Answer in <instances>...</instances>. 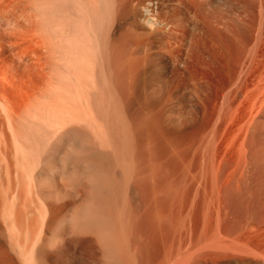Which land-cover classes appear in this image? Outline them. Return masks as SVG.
<instances>
[{
  "label": "rangeland",
  "instance_id": "rangeland-1",
  "mask_svg": "<svg viewBox=\"0 0 264 264\" xmlns=\"http://www.w3.org/2000/svg\"><path fill=\"white\" fill-rule=\"evenodd\" d=\"M56 90L71 119L24 124ZM0 101L27 148L0 108L1 211L56 205L66 239L74 219L126 216L127 255L155 243L148 264H264V0H0Z\"/></svg>",
  "mask_w": 264,
  "mask_h": 264
},
{
  "label": "bare ground",
  "instance_id": "bare-ground-1",
  "mask_svg": "<svg viewBox=\"0 0 264 264\" xmlns=\"http://www.w3.org/2000/svg\"><path fill=\"white\" fill-rule=\"evenodd\" d=\"M145 21L147 22V23H150L151 22V19H149V18H146L145 19ZM79 50V49H78ZM78 50H75V52H73V54H72V52H70V51H68V55H70V53L73 55V57H72V59H73V61L74 62H72V63H69L68 65H67V67L70 69H68L67 67V71L69 72L68 74H67V78L68 77H70V78H72L71 80L73 81V79L75 80V81H73V83L74 82H76V83H74L75 85H77V83L78 82H80V79L82 80V77H81V75L80 74H78L77 72H76V70L78 71V69L76 68V66H78V65H81V64H79V59H81V57H79V55H78V53H79V51ZM60 51V50H59ZM71 51H74V50H71ZM52 53V52H51ZM55 53V52H54ZM85 53V52H84ZM67 55V56H68ZM51 56H52V54H51ZM70 57H71V55H70ZM62 58V57H61ZM59 59H60V57H59ZM61 60V59H60ZM70 60V59H69ZM62 61V60H61ZM71 61V60H70ZM76 61V62H75ZM65 63V62H64ZM67 63V62H66ZM78 63V64H77ZM82 63V62H81ZM63 65V64H62ZM80 67V66H79ZM62 73V72H61ZM63 75H64V73H62ZM60 76V75H59ZM58 77V76H57ZM62 78H63V76H62ZM62 78H59L60 79V81L62 80ZM58 79V80H59ZM69 79V78H68ZM64 80H62V82H63ZM66 81V80H65ZM64 81V82H65ZM67 82H65V84H66ZM61 84H63V83H61ZM82 84V83H81ZM85 84H88L87 82L85 83ZM73 85V84H72ZM78 85H80V84H78ZM77 85V86H78ZM89 85V84H88ZM50 86V85H49ZM81 86V85H80ZM84 86V85H83ZM82 86V87H83ZM87 86V85H86ZM55 87V86H54ZM63 88V87H62ZM56 89V88H55ZM58 89V88H57ZM60 89H61V87H60ZM60 89H59V91H60ZM51 88H50V92H51ZM54 90V89H53ZM52 90V92H53V94H54V91ZM131 90L132 91H134L135 90V85H134V82L133 81H130L129 80V83H128V91L129 92H131ZM58 93H57V95H59V96H61V93H59V91L58 90H56ZM55 91V92H56ZM62 91V90H61ZM49 91H48V94L49 95H51V93H50ZM64 93V92H63ZM132 93V92H131ZM55 95V94H54ZM64 95V94H63ZM61 96L60 98H58V96L57 97H55L56 98V100H54L55 98L53 97V95H51L50 97L52 98L53 97V99H51V98H48L49 96H47V98L46 97H44V98H46L47 100H46V102L44 101V100H41V102L39 101L37 104V106H36V108L34 109V111L32 112L33 114H29V113H31V112H29L28 113V111H27V113H28V115L26 114V113H24V114H26V116H24L25 118H27L28 119V117H29V123H27L26 121H28L27 119H25V122L23 121L24 120V118H21L22 119V122L24 123V124H31L32 122H33V124H34V122L36 123V126L37 127H39L38 126V124L40 123V124H44L45 125V127H47L48 126V128H50L49 126H54V128L55 127H60V125L62 124V123H65L64 121L66 120V119H71V116H66V114L64 113V112H62L64 109H62L63 108V106H65V104H64V102H65V100H64V96ZM85 98V97H84ZM50 99V100H49ZM83 99V98H82ZM81 99V100H82ZM84 100V99H83ZM53 101H56V102H53ZM70 101V100H69ZM4 102V101H3ZM2 101H0V108L4 111L3 113H5L4 115H6V119H8L7 120V122H9L10 124L8 125V126H10V128L9 129H11V132H12V139H14V143H13V145L16 147L15 149H17V153H20L21 155L20 156H22L24 153H26L25 151H26V149L27 148H25V151L23 150L24 149V147L22 146L21 147V144H19V143H21V142H18V139H17V137L18 136H16V131L14 132V130L16 129L15 128V126L11 123V120H12V118L10 119L9 118V114L7 115V110L8 109H6V106H5V104L3 103ZM47 102H48V104H47ZM61 103L63 106L62 107H60V105L61 104H59V103ZM85 104V106H86V104L88 103V101H87V99H85L84 101H83ZM55 103V104H54ZM66 103H68V101H66ZM140 104V110H139V112H140V115L142 116V118H146L147 116V114L144 112V106H143V104H144V102H139ZM54 104V105H53ZM90 105V104H89ZM29 107V106H28ZM89 107V106H88ZM62 110H61V109ZM86 108H87V106H86ZM85 111V110H84ZM146 111V110H145ZM86 112H88V110L86 111ZM86 112H84V113H86ZM75 115V114H74ZM87 115H89L90 116V118L92 119H90L91 121H95V120H93V117H92V115H90V114H87ZM86 115V116H87ZM76 116V115H75ZM89 116H87L88 118H89ZM10 117H11V115H10ZM23 117V116H22ZM69 119V120H70ZM30 120L32 121L31 123H30ZM90 121V122H91ZM92 123V122H91ZM90 124V123H89ZM12 125L14 126V127H12ZM32 126V125H31ZM35 126V127H36ZM41 126V125H40ZM26 127V126H25ZM51 127V128H52ZM27 128H28V126H27ZM53 128V129H54ZM14 129V130H13ZM66 132V131H65ZM68 133H69V131H67ZM71 132H72V130H71ZM51 156V155H50ZM25 159V158H24ZM80 162H81V160H80ZM16 190V189H15ZM20 190H21V188H20ZM31 189H29L28 191H30ZM6 191V190H5ZM25 192H26V194L28 193L27 192V190H24ZM33 191V190H32ZM37 191V190H36ZM35 191V192H36ZM16 192V191H15ZM23 192V191H22ZM4 193V192H3ZM18 193H20L21 194V192H18ZM24 193V192H23ZM5 194V193H4ZM7 194V193H6ZM16 194V193H15ZM33 194H35V193H33ZM38 194V193H37ZM18 195V194H17ZM27 195H29V194H27ZM4 196V195H3ZM16 196V195H15ZM21 196V195H20ZM33 196V195H32ZM38 196V195H37ZM36 196V197H37ZM2 197V196H1ZM5 197L7 198V196L5 195ZM4 197V199H6ZM13 197V196H12ZM25 197V196H24ZM30 197V196H29ZM40 197V196H39ZM10 198V197H9ZM14 198V197H13ZM21 198H22V200H23V196H21ZM26 198V197H25ZM1 199V198H0ZM2 199H3V197H2ZM3 199V200H4ZM17 199V198H16ZM7 200V199H6ZM9 200V199H8ZM20 200V199H19ZM25 200H27V199H25ZM15 201V200H14ZM24 201V200H23ZM21 202V203H17V202H15V203H13V202H10V203H6V202H2L1 203V208H2V210L3 211H1V209H0V220L2 221H4L5 222V224L8 226V227H6L7 229H8V232L6 231V228L5 227H1V229L3 228V230H4V228H5V231H3V230H1V231H3V233H8L7 235L8 236H6V237H8V240H7V238H6V240H4L3 239V241H2V243L0 244V264H71V262L77 257L78 258V256H80V258L81 259H83V260H88V259H92L93 258V255H97V252H99V251H97V250H100V252H99V257H100V255H101V258H99L100 260L103 258V257H105L106 259L105 260H108V263L107 264H126V259L128 260V261H132V263L133 264H143V263H145V264H148L149 262H152V260L153 259H155V256H157L156 255V250L154 249V246H155V243H150V244H144L141 240H138V250L136 251V252H134L133 254H128L129 256H130V258H126V255H127V251H126V245H128V243L126 244V233L124 232L125 230H126V220H124L125 219V217L124 218H122L121 219V217H120V215H119V217L120 218H114V219H111V220H96L97 218H95V216L98 214L97 213V211L96 212H94V213H97V214H94L95 216H94V220H93V218L92 219H89V217L87 218V217H85V218H87V219H85L84 221H83V216H82V218L80 219L82 222H79L80 220L79 219H74V218H72V219H74L73 221H72V219L70 220L69 218V221H67L68 223L70 222V221H72L71 222V225L69 226V225H67V226H69V228H71V231H70V229L68 230L69 232H71V235H72V237H69V236H67L68 234H69V232L67 231V233H66V236H67V239L66 238H64V236L63 235H65V234H58L60 231H57L56 229L57 228H54V230H56V231H53L52 233H51V231L53 230V228H52V226L51 225H53L54 224V222H56V220H58V219H56L57 218V216L55 217V215H57V213H56V210L57 211H59L58 209V207H57V209H56V207L53 209V210H55V212L54 213H56L55 215H52L53 214V212L51 211V208L52 207H54V206H56V205H53V204H51V205H53V206H51V208H50V205H49V207L47 206V205H45V204H43V203H41V202H39L38 203V206L36 207L38 210H37V212L34 214L35 215V218L36 219H34V215H33V213L35 212V210H34V208H35V206L37 205V204H35L34 205V203H30L29 201H27V202ZM39 201H40V199H39ZM9 202V201H8ZM5 203V204H4ZM79 203H81V202H79ZM78 205V204H77ZM77 205H74V206H77ZM81 205V204H80ZM83 205V204H82ZM82 205H81V207H82ZM86 205V204H85ZM84 205V206H85ZM90 205V204H89ZM3 206V207H2ZM60 206V205H59ZM97 206V205H96ZM6 207H8V208H6ZM39 207V208H38ZM80 207V206H79ZM78 206H77V208L76 207H74V208H76V209H78L79 208ZM95 206H93V209H94V211H95V209L97 208H94ZM6 208V209H5ZM62 208H63V206H62ZM61 208V209H62ZM86 208H88V206L86 207ZM85 207H84V209H86ZM90 208H91V206H90ZM99 208V207H98ZM115 208V207H114ZM121 208V207H120ZM123 208V207H122ZM125 208V207H124ZM122 209V210H125V209ZM81 209H83V208H80V211H81ZM83 209V210H84ZM118 209V208H117ZM116 209V210H117ZM71 210L72 211H74L73 210V207L71 208ZM79 210V209H78ZM77 210V211H78ZM82 210V211H83ZM115 210V211H116ZM120 210V209H119ZM121 210V211H122ZM49 211H51L52 212V214H48L49 213ZM67 211V210H66ZM69 211V210H68ZM76 211V210H75ZM76 211V213H78V212H80V211H78L77 212ZM85 211V210H84ZM83 211V212H84ZM88 211V210H87ZM63 212V211H62ZM120 212V211H119ZM124 213L126 212V211H123ZM72 213V212H71ZM74 213V212H73ZM89 213L90 214H92L90 211H89ZM103 213V212H102ZM75 214V213H74ZM79 214V213H78ZM80 214H82V213H80ZM79 214V215H80ZM105 214V213H104ZM103 214V215H104ZM119 214V213H118ZM122 214V213H121ZM70 215H72V214H70ZM85 215V214H84ZM99 215V214H98ZM97 215V216H98ZM101 215V214H100ZM102 215V216H103ZM106 215V214H105ZM124 215V214H123ZM75 216H76V214H75ZM78 216V215H77ZM76 216V217H77ZM72 217V216H71ZM93 217V216H92ZM103 217H105V216H103ZM65 218V217H64ZM63 218V221L65 220ZM100 218V217H99ZM67 219V220H68ZM103 219V218H102ZM117 219V220H116ZM120 219V220H119ZM60 220V219H59ZM61 220H62V218H61ZM60 220V221H61ZM2 221V222H3ZM75 221V222H74ZM78 221V222H77ZM66 222V220H65V224L67 223ZM74 222V223H73ZM146 222V221H145ZM144 221H137V222H135V223H130V224H132V225H134V227L135 228H145V227H147V226H151L149 223H145ZM61 224L62 223V221L61 222H56V224ZM74 225H73V224ZM63 224V223H62ZM61 224V225H62ZM78 226L77 228H79V229H77V228H75L76 226ZM3 226V225H2ZM55 226V225H54ZM80 226V227H79ZM51 227V228H50ZM55 227H57V226H55ZM59 227H60V225H59ZM66 227V226H65ZM130 227V226H129ZM74 228V229H73ZM80 228H82L83 230H84V232L83 231H78V230H80ZM131 228V227H130ZM51 229V230H50ZM72 229H73V231L75 232V231H77V234L80 232V235H83V234H81V232H83V233H85V232H87L86 234L88 235V236H86L83 240H79L80 239V237L77 235V236H75L74 234L76 233H74L73 231H72ZM75 229H77V230H75ZM81 229V230H82ZM125 229V230H124ZM50 230V232L48 233V236L46 235V232L47 231H49ZM58 230H59V228H58ZM63 230V229H62ZM131 230H132V228H131ZM138 231V230H137ZM58 232V233H57ZM73 232V233H72ZM3 233L1 232V234H2V236H3V238H5L4 237V235L6 234H4L3 235ZM51 233V234H50ZM64 233V232H63ZM85 234V235H86ZM131 234V233H130ZM130 234H129V236H130ZM50 235V236H49ZM128 236V235H127ZM128 236V237H129ZM68 237H69V239H68ZM132 237V236H131ZM72 238H74V242L72 243ZM79 238V239H78ZM81 238H83V237H81ZM2 239V238H1ZM136 239V238H135ZM1 241V240H0ZM80 241H83V245H84V248L85 249H83V248H81V247H79V245H77V243H80V244H82V242H80ZM132 243V242H131ZM134 243H136V242H134ZM82 245V246H83ZM132 245V244H131ZM129 249V248H128ZM127 249V250H128ZM130 250V249H129ZM129 250H128V252H129ZM14 252V254H16V255H14V254H12ZM132 252V251H131ZM81 254H84V255H82L81 256ZM12 255H14V256H16V258H14ZM78 255V256H77ZM103 255V256H102ZM127 255V257H129ZM92 257V258H89V257ZM73 257H74V259H73ZM109 258V259H108ZM157 258V257H156ZM95 260H96V258H94ZM94 259H92V260H94ZM94 260V261H95ZM98 260V259H97ZM96 260V261H97ZM103 261H105L104 260V258L102 259ZM101 260V261H102ZM81 261V260H80ZM80 261H76V262H80ZM93 261V262H94ZM127 261V262H128ZM134 261V262H133ZM100 262V261H99ZM110 262V263H109ZM81 263H83L82 261H81ZM96 263V262H95ZM94 263V264H95ZM106 263V262H105ZM105 263H103V264H105ZM128 263H130V262H128ZM127 263V264H128ZM132 263H130V264H132ZM90 264V263H89ZM91 264H93V263H91ZM97 264V263H96ZM99 264H101V262L99 263Z\"/></svg>",
  "mask_w": 264,
  "mask_h": 264
}]
</instances>
